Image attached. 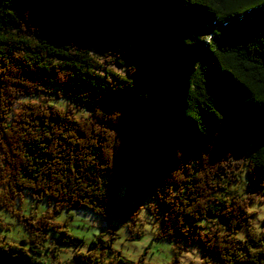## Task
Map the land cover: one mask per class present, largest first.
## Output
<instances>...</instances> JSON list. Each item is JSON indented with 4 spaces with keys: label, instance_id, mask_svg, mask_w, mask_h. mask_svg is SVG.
Returning <instances> with one entry per match:
<instances>
[{
    "label": "trees",
    "instance_id": "1",
    "mask_svg": "<svg viewBox=\"0 0 264 264\" xmlns=\"http://www.w3.org/2000/svg\"><path fill=\"white\" fill-rule=\"evenodd\" d=\"M244 170L264 188V0H0V205L31 189L107 218L123 183L167 206L174 262L179 235L201 264H264V229L228 189ZM51 215L25 218L33 242ZM211 216L225 226L202 230ZM92 258L77 264H106Z\"/></svg>",
    "mask_w": 264,
    "mask_h": 264
},
{
    "label": "rangeland",
    "instance_id": "2",
    "mask_svg": "<svg viewBox=\"0 0 264 264\" xmlns=\"http://www.w3.org/2000/svg\"><path fill=\"white\" fill-rule=\"evenodd\" d=\"M45 96L56 106L67 104L65 96L59 97L55 92ZM87 113L86 108L74 110L76 116H86ZM245 172H241L239 182L229 185L228 189L248 200L251 222L260 231L264 229V188L251 185ZM115 202L116 209L107 218L78 207L61 208L53 213L52 199L34 194L31 189H22L9 206L0 205V244L16 255L24 251V258L42 264H77L87 254H91L92 260L106 264H201L208 256L198 241H187L178 235L175 237L180 238L182 245L178 260L173 261L175 238L169 240L158 236L167 206L154 195L136 203L128 197L124 184L119 183ZM47 211L52 213L49 221L53 225L42 230L35 243L25 226V218L35 222ZM196 222L204 231H209L211 226H225L224 219L214 216ZM192 223L186 220L185 226ZM245 233L244 224L234 232L238 239H244Z\"/></svg>",
    "mask_w": 264,
    "mask_h": 264
},
{
    "label": "water",
    "instance_id": "3",
    "mask_svg": "<svg viewBox=\"0 0 264 264\" xmlns=\"http://www.w3.org/2000/svg\"><path fill=\"white\" fill-rule=\"evenodd\" d=\"M0 264H38L28 258L16 256L12 252L0 248Z\"/></svg>",
    "mask_w": 264,
    "mask_h": 264
}]
</instances>
